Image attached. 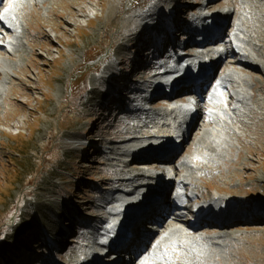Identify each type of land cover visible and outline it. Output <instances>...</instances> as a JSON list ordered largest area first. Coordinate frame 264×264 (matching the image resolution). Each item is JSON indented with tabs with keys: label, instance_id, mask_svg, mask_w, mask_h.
<instances>
[{
	"label": "rangeland",
	"instance_id": "374dc122",
	"mask_svg": "<svg viewBox=\"0 0 264 264\" xmlns=\"http://www.w3.org/2000/svg\"><path fill=\"white\" fill-rule=\"evenodd\" d=\"M12 1L3 0L0 12ZM21 1L27 11L19 16L22 49L14 56L7 49L0 51V68L6 70L0 74V264H67L74 253L91 244L88 240L95 236L92 227L97 230L100 219L106 216V211L99 207L100 198L114 195L107 181L118 176V172H109L108 154L100 150L93 153L92 143L99 139L97 134L109 138L129 123H137L135 115L140 114L137 109L141 108L142 98L149 95L142 93L141 88L151 82L149 75L145 77L146 83H142V66L151 65L150 71L155 74L153 65L165 56L174 55L168 52L167 43L160 52L153 50L152 41L158 38L159 28L175 40L174 53L195 52L188 48L195 42L185 43L187 38H181L184 36L181 33H186L185 28L191 24L189 18L202 11L203 5H195L198 2L194 1L200 0H81L74 8L85 6L86 16L77 15L72 21L76 26H66L61 17L66 9L58 1L45 5L36 0ZM239 1L218 0L205 8V12L222 13L227 7L233 8L219 29L222 40H228L234 33V20L241 13ZM62 3L68 5L70 1ZM179 4L183 6L174 12L183 28L173 29L168 16L173 13L171 8ZM262 19L263 8L258 18L249 17L247 23L255 28ZM0 33V42L10 37L1 26ZM31 38L36 41L30 42ZM258 39L263 37L258 35ZM259 44L264 56L263 42ZM31 51L36 64L29 61ZM148 51H154L153 55ZM145 52L144 59L140 58L142 63L132 67L136 56ZM223 52L229 55L225 49ZM232 61L233 57L224 59L209 79L215 81L216 70L219 75L226 67L243 70L233 67ZM129 66L131 71L124 73ZM247 73L254 83L253 98L264 100V85L260 88L264 84V71ZM133 74H137L138 81L130 83L128 79ZM231 87L226 91L231 93ZM178 91L181 89L172 94V102L185 101L181 100L185 96H177L183 94ZM110 93L121 97V105L109 99ZM205 94L206 91L201 92L200 98ZM141 95L138 101L137 96ZM155 99L158 95L151 103L153 107L163 104ZM207 106L202 103L194 119L203 128L212 125L205 117ZM261 108L263 111L264 105ZM244 125H235L241 140L229 135L232 148L219 168H215L214 176H203L197 184L199 189L209 184L224 186L221 195L236 197L239 207L264 208V121H245ZM78 137L89 144L83 154L71 145ZM176 147L180 150L178 156L189 152L183 141ZM106 192L109 193L104 195ZM93 216L99 219L90 220ZM181 220L185 221L184 217ZM198 228L202 234L214 233L201 225ZM142 229L148 230L143 226ZM222 231L239 234L242 244L231 241L227 243V253L206 254L203 263L264 264L263 222ZM153 235L150 233L149 237ZM101 259L107 261L108 256Z\"/></svg>",
	"mask_w": 264,
	"mask_h": 264
},
{
	"label": "bare ground",
	"instance_id": "6f19581e",
	"mask_svg": "<svg viewBox=\"0 0 264 264\" xmlns=\"http://www.w3.org/2000/svg\"><path fill=\"white\" fill-rule=\"evenodd\" d=\"M36 1L42 5L58 1L57 3L66 9L65 14L61 15L66 26H76L75 21H72L77 15L86 16L85 6L74 8V5L81 0H69L70 3L68 5L62 3V0ZM216 1L218 0L194 1L198 2L195 5L201 7L203 5V9L201 8L202 11L195 16L193 14L189 18V21H192L194 26L191 27V23L189 27L185 28L186 33H181L184 35L181 38H187L184 41L185 43L191 40H196L199 43L198 37L204 40L211 38L212 35L217 33L219 26L225 22L227 15L233 13V8L230 7H227L228 9L225 10V13L205 12V8ZM21 3V0H13L5 8L10 9L6 13V17L0 18L2 20L1 23L6 20L8 27L4 29L8 37L10 36L7 41L2 40L0 42V51H6L7 49L8 54L11 56H14L13 53H19L22 49L20 44L22 36L18 34V29L22 25L19 16L27 14V11L25 7L21 6ZM182 6L183 4H179L171 8L173 13L171 14L170 12L168 20H171V28L173 27V29L183 28V24L176 16V12H174V9ZM237 6L240 7L241 13L233 23V38L239 41L238 45L241 53L239 61L244 63L241 66L236 60H233L231 64L233 67H240L246 71L226 67L222 71L220 81L216 85L211 86L206 95L207 97L200 98V100L193 103L195 99L192 98L181 102H170V99H168L170 96H160L158 99L164 101L162 105L153 107L151 104L154 102L153 99L155 97L152 94H156L158 90L162 88L166 90V88L175 85H179L181 89L183 87L181 84L188 79V76L197 80L208 72L209 74L214 72L217 66L222 63L224 54L223 49L215 46L216 43L212 46L204 43L199 49L198 45L193 44L188 48L197 50V52L178 53L177 56L168 58L165 56V60H161L163 63L160 65L155 63L153 65L156 70L155 74L150 71L149 67L151 65L148 67L142 66L140 71L143 72L141 76L143 78L142 83L145 84V77L151 75V77L149 76L151 82L147 83L145 88H141L142 93L149 92L151 94L150 100L145 106L148 107V110L138 108L137 111H140V114L135 115L137 123H129L127 127L107 138L112 141L107 145V148H109L107 159L111 163L109 172L111 170L118 172V176L107 181V184L114 190L112 192L114 195L109 197L106 195L109 192L104 194L106 197L101 200V206H99L106 211V216L100 219L102 227L97 228V230L95 227L93 228L95 229V236L89 240V237L86 239L91 244L85 245L82 252L74 253L67 264H104L101 257H113L119 252L121 254L120 248L122 246L133 252L135 250L138 251L140 247H145L144 255L139 250V254L141 253L142 256L138 259L137 264H206L203 263L205 257L208 255L220 256L221 253L226 252L225 249H227L229 242L234 241L237 244H242L239 234L225 233L222 230L254 222L264 223V208L260 206L250 208L249 205L245 208L239 207L236 205V197L231 194L228 196L221 195L225 191L224 186L218 187L217 184L210 186L209 184L199 189L197 184L203 176L213 177L215 168H219L222 161L227 157L229 150L232 148V141L228 139L229 135H234L236 141L241 140L239 133L235 131V125H244L245 121H264V110L260 111L262 109L261 105H264V100L261 97L253 98L251 89L254 83H252V76L247 73V71H264V63L261 62L264 56L261 54L259 46L260 41L264 45V19L259 21V25L257 24L258 26L255 27L260 28L259 30L247 23L249 17L258 18L261 9H264V0H240ZM187 9L191 10L190 8ZM162 17L164 16H161V19ZM135 25L133 24V26ZM230 26L228 27L230 28ZM54 29H56L55 26ZM255 30L258 35L263 37V40L258 39V35L255 36ZM160 32L159 28L158 38L152 41L155 44L153 50H159L160 52L166 43L171 50H174L176 46L175 40L165 35L164 32ZM0 37H2V33H0ZM218 39H220V35ZM35 41V38L30 40L32 43ZM40 45H44V43H40ZM148 45L150 46V44ZM149 53L152 54L154 51ZM30 54L29 61L32 64H36L34 53L31 51ZM145 54L146 52L140 57L136 56V61L132 67L137 64L140 65L142 63L140 58H143ZM147 58H149V55H147ZM1 63L4 64V61L2 62L1 60ZM130 67L126 68V71L123 70V72H130ZM21 71L25 72V69H21ZM140 72H137V74ZM2 73H6V70L1 67L0 74ZM137 74H133L132 78L128 80L137 82ZM131 81L130 83H132ZM228 83L232 84L231 93L226 91ZM263 85L262 83L260 88ZM194 96L195 98L198 97L197 95ZM139 97L137 96V100L140 99ZM109 99H113L111 101L115 104L121 101V97L117 93H110ZM144 100L146 101L147 97ZM202 103L208 104L206 107L208 111L204 113L205 117L212 123L207 128L200 127L192 121L195 115L193 110L198 105L201 108ZM229 104L231 105L229 106ZM117 106L119 105L117 104ZM250 109L251 112L248 113ZM258 109L259 111H257ZM255 113H258L259 116L254 115ZM250 114H252V118H249ZM243 128V130H246L247 126L244 125ZM84 134L81 133V135ZM89 136L90 134H87V137ZM81 140L78 137L71 145H76L77 148L81 147L80 145L83 143ZM182 141L189 152L182 154L179 166L174 168V165H172L174 160H171V163L164 162L163 164L174 168L173 172L177 173L176 177L179 178L181 185L185 191L189 192V198L200 203L203 202L202 204L205 207L197 208L198 216L195 218V222H200L199 226L201 225L204 229L213 230V234L205 233V235L199 233L198 227L190 224L189 220L182 221L180 216H172L171 214L170 216L168 214L164 219V216L170 211L169 201L162 199L158 202L155 192L161 193L169 185V173L161 168H156L155 171L149 170V168L144 169L147 166H163L161 160L154 154L157 148H163L168 153L172 151L178 152L174 146ZM186 143L188 144L186 145ZM96 148H94L93 153L98 151ZM85 151L86 147L80 148L82 154ZM183 170L185 172H181ZM227 176L229 175L227 174ZM95 218L99 219L98 216L89 217L90 220ZM142 218L144 221L155 220L160 222L159 227L150 225L151 223L144 226L145 229L150 226L157 228V232L147 241L145 238L148 237V233L139 227L140 223H142L140 222V220H143ZM83 223L86 224L87 222ZM132 224H135V227L129 230L130 236L133 237L132 241L128 244L123 243V241L130 238L128 234L123 238V241L111 247L109 244L118 241L121 234ZM114 247L115 249H111ZM106 248L109 249L106 250ZM118 248L119 250H117ZM127 250L123 251L127 252ZM108 264L116 263L109 262Z\"/></svg>",
	"mask_w": 264,
	"mask_h": 264
},
{
	"label": "snow or ice",
	"instance_id": "6c2138e0",
	"mask_svg": "<svg viewBox=\"0 0 264 264\" xmlns=\"http://www.w3.org/2000/svg\"><path fill=\"white\" fill-rule=\"evenodd\" d=\"M10 9H5V13H7ZM0 18H3L2 16H0Z\"/></svg>",
	"mask_w": 264,
	"mask_h": 264
}]
</instances>
